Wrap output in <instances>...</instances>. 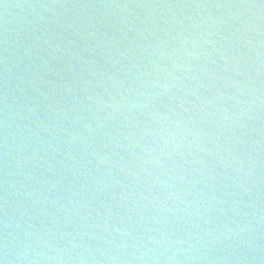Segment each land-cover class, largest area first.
I'll use <instances>...</instances> for the list:
<instances>
[{
    "label": "water",
    "instance_id": "1",
    "mask_svg": "<svg viewBox=\"0 0 264 264\" xmlns=\"http://www.w3.org/2000/svg\"><path fill=\"white\" fill-rule=\"evenodd\" d=\"M0 264H264V0H0Z\"/></svg>",
    "mask_w": 264,
    "mask_h": 264
}]
</instances>
